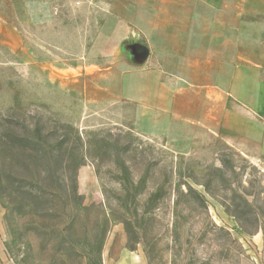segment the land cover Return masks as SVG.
Listing matches in <instances>:
<instances>
[{
  "label": "rangeland",
  "instance_id": "1",
  "mask_svg": "<svg viewBox=\"0 0 264 264\" xmlns=\"http://www.w3.org/2000/svg\"><path fill=\"white\" fill-rule=\"evenodd\" d=\"M67 1L54 20L51 0H0V28L30 52L0 45L9 264H264V156L55 89L51 62L74 65L93 32Z\"/></svg>",
  "mask_w": 264,
  "mask_h": 264
},
{
  "label": "crops",
  "instance_id": "2",
  "mask_svg": "<svg viewBox=\"0 0 264 264\" xmlns=\"http://www.w3.org/2000/svg\"><path fill=\"white\" fill-rule=\"evenodd\" d=\"M69 3L51 0V19ZM75 4L92 39L74 65L51 62L55 89L86 109L203 129L242 154L264 156V0ZM5 29L11 38L0 34V45L26 60L19 32ZM0 264H9L1 211Z\"/></svg>",
  "mask_w": 264,
  "mask_h": 264
}]
</instances>
